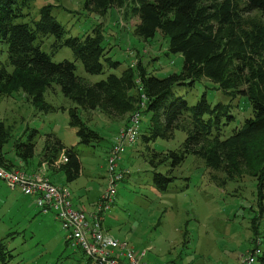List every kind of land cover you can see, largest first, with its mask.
<instances>
[{"label": "rangeland", "instance_id": "rangeland-1", "mask_svg": "<svg viewBox=\"0 0 264 264\" xmlns=\"http://www.w3.org/2000/svg\"><path fill=\"white\" fill-rule=\"evenodd\" d=\"M30 1L29 16L22 22L34 26L41 9L50 6L52 15L65 29L64 40L83 39L87 34H94V29L103 30L104 47L121 65L116 70L106 68L105 73L98 76L88 74L70 48L56 49L59 42L55 37L41 39L42 49L55 63L64 60L75 63L77 76L86 83L95 84L111 74L121 76L139 61L158 78L180 73L183 69V56L168 52L167 39L157 34L150 42L139 40L132 28L136 21L127 23L122 11L112 9L102 17L86 8V0ZM243 19L264 23L259 12L245 14ZM8 57L7 45L0 42V68L8 62ZM210 88H214V84L203 80L191 91L179 94L190 106L197 105L205 92L212 105L220 102L232 104L237 120L226 128L227 138L252 116L251 106L245 98L232 101L222 92ZM45 97L55 110L46 113L36 108L24 93L0 96V121L11 135L4 151L8 159L15 160V140H33L38 149L32 161L41 162L49 135L74 148L82 163L80 178L69 184L63 175L57 178L58 174L50 172L49 176L53 179L55 175L53 181L56 183L52 182L72 193L76 209L94 210L108 187V153L119 130L130 122L132 112L117 113L89 105H75L64 97L59 87L49 90ZM71 108H77L84 123L103 139L90 145L81 144L77 130L70 125ZM150 119V114L142 116L141 135L123 157L122 165L130 175L118 186L115 204L105 214V230L117 240L127 242L138 255L146 252L144 262L147 264H243L257 245L253 225H258L260 248L264 255V214H260L256 199L257 183L251 178L248 168L243 166L240 180L223 185L224 175H212L201 159L191 155L174 170L176 180L168 191L159 192L153 184L152 155L179 150L188 135L177 130L171 140L158 139L148 143L143 136L147 135ZM182 121L184 125H191L189 116ZM156 170L167 174L169 167L159 166ZM213 176H217L219 181ZM66 236L67 232L53 213L44 214L33 197L20 190H11L4 181H0V241L13 256L10 264H86L83 252L68 243ZM254 264L262 262L257 259Z\"/></svg>", "mask_w": 264, "mask_h": 264}, {"label": "trees", "instance_id": "trees-1", "mask_svg": "<svg viewBox=\"0 0 264 264\" xmlns=\"http://www.w3.org/2000/svg\"><path fill=\"white\" fill-rule=\"evenodd\" d=\"M30 4V0H0V42L7 45L9 53L8 62L0 68V96L24 93L36 108L48 113L55 109L46 102V93L59 87L75 105L150 114L147 135L143 136L146 142L171 140L177 130L188 135L179 150L152 155L153 184L159 192L168 191L176 180L174 170L193 155L205 163L212 175H224V182L220 180L223 185L240 180L243 166L248 168L257 183L260 214H264V23L243 19L253 12L264 18V0H86V8L102 17L112 9L122 11L127 23L136 21L132 26L136 38L150 42L160 34L168 40V52L184 58L182 71L166 78L150 74L139 61L121 76L111 74L95 84L77 76L75 63H55L42 49L41 39L55 37L59 42L56 49L70 48L86 72L98 76L106 68L116 70L121 65L104 47L103 30L94 29V34L83 39L64 40L65 29L52 15L50 6L41 9L34 26L22 22L29 16ZM203 80L212 82L214 88L210 89L232 101L245 98L251 106L252 116L227 138L226 128L237 120L232 104L212 105L205 92L197 105L190 106L179 94L191 91ZM142 95L148 99L144 107L140 106ZM69 114L81 144L103 139L84 123L77 108H71ZM185 116L190 117V126L183 124ZM48 138L42 155L47 168H58L69 184L77 181L83 169L79 154L55 136ZM10 140L11 135L0 121V164L7 169L40 172L28 171L8 159L4 148ZM36 148L33 140L19 139L13 145L16 159L24 164L36 162L32 161ZM62 158L63 163L57 164ZM159 166H168V173L158 172ZM213 179L219 181L217 176ZM258 229L253 225L255 242L260 239ZM12 257L0 241V264H10ZM258 259L264 264L263 254Z\"/></svg>", "mask_w": 264, "mask_h": 264}, {"label": "built area", "instance_id": "built-area-1", "mask_svg": "<svg viewBox=\"0 0 264 264\" xmlns=\"http://www.w3.org/2000/svg\"><path fill=\"white\" fill-rule=\"evenodd\" d=\"M141 107L148 101L141 97ZM142 128V113H132L130 122L120 129L107 158V190L102 194L91 211L76 209L71 193L52 184L42 172L27 173L0 164V181L11 190H21L25 195L35 197L37 206L44 214L53 213L56 220L67 232V242L78 247L87 258L86 264H147L146 252L137 254L127 242L111 236L104 228L105 214L115 204L118 186L130 175L122 165L123 157L130 146L137 143ZM64 159V158H63ZM261 241L243 264H254L262 254Z\"/></svg>", "mask_w": 264, "mask_h": 264}, {"label": "crops", "instance_id": "crops-1", "mask_svg": "<svg viewBox=\"0 0 264 264\" xmlns=\"http://www.w3.org/2000/svg\"><path fill=\"white\" fill-rule=\"evenodd\" d=\"M17 166H20V167H26L28 171H39L44 173L48 178H51V176H49V173H53V174H58V177L59 178L60 176H62L63 174L61 172H59V169L56 168L55 166H51L49 168H47V165L45 163L44 160H42L41 162H30L28 164H24L20 161H18L17 159L15 160H12ZM64 159L62 158L60 161L57 162V164H60V163H63ZM42 167V168H41ZM55 175H53V179H55ZM53 179L51 178V180L53 181ZM55 182V181H53ZM56 183V182H55ZM64 186V185H62ZM73 197V195H72Z\"/></svg>", "mask_w": 264, "mask_h": 264}]
</instances>
